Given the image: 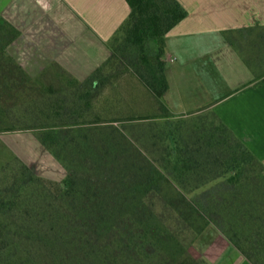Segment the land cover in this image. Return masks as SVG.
I'll list each match as a JSON object with an SVG mask.
<instances>
[{"label":"trees","instance_id":"obj_1","mask_svg":"<svg viewBox=\"0 0 264 264\" xmlns=\"http://www.w3.org/2000/svg\"><path fill=\"white\" fill-rule=\"evenodd\" d=\"M126 2L130 12L109 41L108 60L137 54V60L148 68L150 75L144 78L140 74L138 78L154 101L155 109L153 113L125 119L102 118L97 113L87 118L85 112L94 106L92 90L99 87L93 78L98 69L83 89L71 81L70 86L80 90L74 95L76 113L66 112L69 108L66 100L55 95L57 90L52 86L40 90L41 100L34 97L29 100L39 117L29 118L23 124L19 121L9 124L4 122L7 115L3 112L0 130H38L42 145L69 173L57 182L36 176L28 166L21 165L13 178L4 179L2 184L6 185L0 189V264H124L122 259L129 250L138 252L144 247L140 245L142 239L148 234L150 238L158 235L153 233V224L158 218L151 211L146 214L142 205L150 196L164 191L179 201L176 210L184 219L203 225L213 222L203 210L186 200L183 191L209 180L203 177L208 161L203 158L207 148L203 142L216 138L207 131L199 134L195 126L187 124L186 117L196 112L176 114L165 100L169 87L165 38L185 18L186 10L177 0ZM120 33L123 45L116 43ZM262 82L264 79L256 84ZM159 121L168 122L169 127L159 130L152 127L146 135L153 151L136 145L127 128L113 125L124 122L122 127L154 126ZM220 126L234 139L233 148L240 149L246 162L262 164L225 123ZM103 128L109 131H102ZM63 131L72 136L63 135ZM182 137L197 139L191 145V142H180ZM157 139L162 141L161 146ZM232 167L237 169L240 163ZM230 180L235 181V177ZM261 184L256 186L259 190L264 186ZM225 204L230 207L231 218L228 223L221 218L226 223L222 232L246 258L254 264H264V258L258 256L261 263L252 258L256 251L264 249V210L250 208L249 197L245 201L243 198L238 208H233L232 202ZM242 220H245L243 224ZM126 221L134 228L126 231Z\"/></svg>","mask_w":264,"mask_h":264},{"label":"rangeland","instance_id":"obj_2","mask_svg":"<svg viewBox=\"0 0 264 264\" xmlns=\"http://www.w3.org/2000/svg\"><path fill=\"white\" fill-rule=\"evenodd\" d=\"M3 32H9V25L0 22V122L3 112L7 115V118L3 120L9 124L17 121L23 124L27 123L25 120L29 118L39 117L29 100L33 97L41 100L40 90L48 86L54 87L57 90L55 95L66 100L69 107L66 109L67 113H76V96L74 95L86 86L84 83L92 78L93 73L98 69L99 73H96L97 75L93 78L97 79L99 87L92 90L95 95L92 100L94 106L90 111L85 112L87 118H92L93 113L99 114L102 118L122 117V119L132 115L153 113L154 101L150 99L138 78L140 74L144 78L150 75L148 68L137 60V54L128 53L125 59L114 56L87 73L83 70L68 69L53 64L44 68L36 76H31L22 67H18V64L9 56L6 50L8 36ZM123 40V35L120 33L116 43L123 45ZM237 40L253 62L255 79L261 82L264 79V26L254 27L246 35H238ZM153 49L152 47L150 51ZM166 64L169 67L171 62L167 61ZM71 81H76L79 89L71 87ZM178 87L186 96L185 84L178 83ZM169 97L170 105L168 102L166 104L172 112L179 115L188 113L179 111L183 106L178 105L174 88L171 89ZM79 105L82 106L80 103ZM192 112L196 113L186 117L187 124L195 126L199 134L201 131L203 133L207 131L209 135L213 133L216 140L206 139L207 143L203 142V145L207 147L203 158L208 159L205 168L207 170L203 172V177L209 180L199 187L188 188L183 193L187 201H191L196 208L203 210L206 217L213 222L205 225L192 223L189 221L190 218L184 219L183 215L176 210L179 201L172 198L170 193L164 191L157 196L152 195L142 206L146 214L151 211L158 218L153 224L155 225L153 233L158 232V235L150 238L148 234L142 239L140 245L144 247L141 250L138 249V252L132 253V250H129L122 259L124 264H212L213 257L218 253L216 252L217 242L226 240L232 244L224 234L225 232L221 230L226 227V223L222 220L227 222L231 218L230 207L225 202H232V207L238 208L242 199L244 198L245 201L246 197H249L250 208L264 210V186L260 190L256 187L264 183L261 179V177L264 179V166L254 161L246 162L240 149L233 148L234 139L228 136L227 131L220 126L223 121L211 110L198 108ZM167 123L159 121L154 126L132 124L122 127L124 122H115L113 125H117L119 129L127 128L126 130H129L127 133L132 140H135L136 145L143 150L153 151L152 147H149L152 142L146 135H149L152 127L155 130L169 127ZM102 131L107 132L109 129L103 128ZM39 133L36 129L0 130V189L6 185L2 184L4 179L13 178L21 165L28 166L34 175L52 181L61 182L68 176V169L52 155L46 146L42 145ZM89 133L92 137L91 132ZM62 134L72 136L67 131H63ZM196 137H182L179 141L191 142L192 145ZM155 141L159 146L162 145L161 140ZM168 143H173V140H168ZM234 163H240V167L233 168ZM232 176L235 177V181L230 180ZM185 206L189 205L186 203ZM219 212L221 213L218 216ZM222 217L224 218L221 220ZM241 222L243 224L245 220ZM218 224L221 227L217 226ZM124 225H126V231L134 228L128 221ZM258 256L264 258V249L256 251L252 256L256 263H261Z\"/></svg>","mask_w":264,"mask_h":264},{"label":"crops","instance_id":"obj_3","mask_svg":"<svg viewBox=\"0 0 264 264\" xmlns=\"http://www.w3.org/2000/svg\"><path fill=\"white\" fill-rule=\"evenodd\" d=\"M177 1L187 14L165 38L166 102L174 88L179 111L211 110L264 166V82L256 84L253 62L237 42L264 26V0ZM129 12L126 0H0L6 50L31 76L53 64L86 73L100 66ZM217 251L212 264H254L226 240Z\"/></svg>","mask_w":264,"mask_h":264}]
</instances>
